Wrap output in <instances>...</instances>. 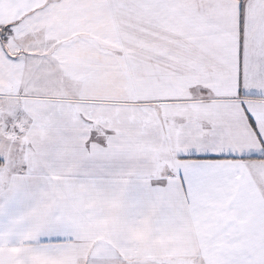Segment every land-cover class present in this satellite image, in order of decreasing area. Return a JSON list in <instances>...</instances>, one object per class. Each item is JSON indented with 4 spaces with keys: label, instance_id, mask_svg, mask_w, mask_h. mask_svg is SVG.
I'll return each mask as SVG.
<instances>
[{
    "label": "snow or ice",
    "instance_id": "1",
    "mask_svg": "<svg viewBox=\"0 0 264 264\" xmlns=\"http://www.w3.org/2000/svg\"><path fill=\"white\" fill-rule=\"evenodd\" d=\"M0 264H264V0H0Z\"/></svg>",
    "mask_w": 264,
    "mask_h": 264
}]
</instances>
